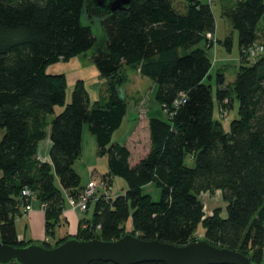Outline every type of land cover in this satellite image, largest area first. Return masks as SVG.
<instances>
[{
  "label": "trees",
  "instance_id": "obj_1",
  "mask_svg": "<svg viewBox=\"0 0 264 264\" xmlns=\"http://www.w3.org/2000/svg\"><path fill=\"white\" fill-rule=\"evenodd\" d=\"M184 2L178 11L172 0H131L125 10L99 19L104 32L99 46L84 21V0H0V243H33L19 241L15 222L33 201L44 207L46 236H54L68 199L77 200L90 182L81 184L73 167L86 126L97 153L107 159V172L97 181L103 188L87 198L84 213L91 210V217L54 246L69 238L115 241L131 233L185 246L197 241L201 227L211 245L239 252L254 264L264 260V56L240 66L232 85L225 84L222 72L214 89L205 84L214 17L210 3ZM226 17L237 33L239 55L261 45L264 0H235ZM216 44L230 51L231 37ZM87 54L99 76L108 79L110 92L91 104L78 80L66 104L65 75L47 74L46 68ZM123 68L137 69L153 82L154 101L164 115L149 118V150L134 165L127 147L111 142L127 111L116 91ZM233 102L236 118L224 132L214 118L215 103L222 111ZM45 139L48 162L37 159ZM187 157L193 167L185 164ZM115 177L127 188L112 197ZM148 185L158 191L157 201L142 193ZM24 190L31 197L23 196ZM214 192L220 193L224 215L221 209L204 212L200 195ZM129 218L132 230L125 233Z\"/></svg>",
  "mask_w": 264,
  "mask_h": 264
},
{
  "label": "rangeland",
  "instance_id": "obj_2",
  "mask_svg": "<svg viewBox=\"0 0 264 264\" xmlns=\"http://www.w3.org/2000/svg\"><path fill=\"white\" fill-rule=\"evenodd\" d=\"M12 1L18 2L19 0ZM200 1L210 3L215 21V34L214 36L208 37V40L210 41V49H206L212 64L209 71L210 78H207L204 83L210 85L214 89L216 74L222 72L225 84L227 83L232 85L236 79L240 66L254 63V60L250 59L252 57L251 55L247 53L245 55H239L237 33L232 29L231 23L226 17V12L231 9L235 0ZM172 2L173 7L176 10H183L185 4L184 0H172ZM84 21L86 24L91 25L93 34L97 38V45L101 46L104 40V32L100 26L99 18L89 16L84 11ZM260 25L258 43L264 45V19L261 20ZM228 36L231 37L232 41L230 51H227L221 44H216L217 39L219 41H223ZM262 56H264V54H261L259 57ZM46 73L52 75H65L67 80L66 104L70 102L71 93L78 80L83 81L84 88L88 93L91 104L95 101L105 100L110 92L109 81L108 79L99 76L92 63L91 54L78 56L68 61L63 60L59 63L50 65L46 68ZM120 74L123 77V83L117 86L116 91L126 103L127 111L121 126L113 133L111 142L125 145L130 152L129 163L134 165L140 158L144 157L149 150V118H164V115L160 107L154 101V84L150 79L140 76L138 70L133 68H123ZM236 109L237 103L233 102L232 106H228L222 111H217V105L215 103L214 118L220 121L224 132L229 131L230 122L236 118ZM62 110L63 108L61 107L57 108L56 114ZM2 135L3 130H0V140ZM106 160L105 155L97 153L95 138L88 132L87 127L84 126L82 133L81 156L73 166L74 170L81 178V184L86 185L89 181H94V183L97 184L100 177L107 172ZM185 164L188 167H193L192 159L187 157L185 159ZM55 185L59 187L58 179L55 180ZM126 188L127 186L125 182L121 178L115 177L109 192L112 197H116L123 194L126 191ZM142 193L150 195L153 201H157L159 199L158 191L151 185L145 186L142 189ZM78 199L79 198H77V200ZM200 199L204 206V212L206 215H210L214 209H221V215H224L225 206L221 201L219 192L211 194L202 193L200 195ZM43 209L41 207L42 212ZM77 211L81 213L85 212L81 209ZM87 217H91V210L87 213ZM23 223L24 221H21L20 217L16 218V229L18 233L22 232ZM124 227L125 233L131 232L132 225L130 218L125 222ZM83 228L85 227L83 226ZM92 235L99 237L97 232H93ZM204 238L202 228L198 227L195 232V240H203Z\"/></svg>",
  "mask_w": 264,
  "mask_h": 264
},
{
  "label": "water",
  "instance_id": "obj_3",
  "mask_svg": "<svg viewBox=\"0 0 264 264\" xmlns=\"http://www.w3.org/2000/svg\"><path fill=\"white\" fill-rule=\"evenodd\" d=\"M131 0H84V11L103 19L118 10H125ZM254 264L239 252L218 248L205 240L175 246L157 240L145 241L125 234L115 241L69 238L46 248L38 243L12 247L0 243V264ZM264 264V260L260 263Z\"/></svg>",
  "mask_w": 264,
  "mask_h": 264
},
{
  "label": "crops",
  "instance_id": "obj_4",
  "mask_svg": "<svg viewBox=\"0 0 264 264\" xmlns=\"http://www.w3.org/2000/svg\"><path fill=\"white\" fill-rule=\"evenodd\" d=\"M49 150L50 143L48 139L40 142L37 152V159L48 162ZM87 213H81L77 210H74L66 203L61 215V224L57 227L54 236L48 237L45 234L44 214L41 211V206L38 201H33L31 203V211L20 217V220L24 221V223L22 232H17L18 239L19 241H31L38 244L47 242L53 245L57 240L64 238L66 235L69 237L74 236L77 232L80 220L88 219Z\"/></svg>",
  "mask_w": 264,
  "mask_h": 264
},
{
  "label": "built area",
  "instance_id": "obj_5",
  "mask_svg": "<svg viewBox=\"0 0 264 264\" xmlns=\"http://www.w3.org/2000/svg\"><path fill=\"white\" fill-rule=\"evenodd\" d=\"M247 54L251 55L250 57L253 58V57H258L260 56L261 54H264V45L261 44V45H255L251 48H249L247 51H246ZM99 186L101 188L102 185L100 184H95L94 181H90L88 183V185L84 188V192L82 193H79V196H78V200H73L72 198H69L68 199V205L70 206V208L72 209H81V210H86V204H87V198H89L90 196H93L95 190L97 188H99ZM22 195L23 196H27V197H31V193L28 191V190H24L22 191ZM31 211V206L30 205H26L22 208V213L25 215L27 213H29Z\"/></svg>",
  "mask_w": 264,
  "mask_h": 264
}]
</instances>
